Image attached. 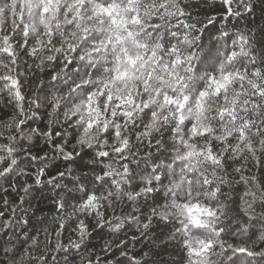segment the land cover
Masks as SVG:
<instances>
[{"label":"clouds","instance_id":"clouds-1","mask_svg":"<svg viewBox=\"0 0 264 264\" xmlns=\"http://www.w3.org/2000/svg\"><path fill=\"white\" fill-rule=\"evenodd\" d=\"M32 7L0 0V264H264V0H85L84 39Z\"/></svg>","mask_w":264,"mask_h":264},{"label":"snow or ice","instance_id":"snow-or-ice-1","mask_svg":"<svg viewBox=\"0 0 264 264\" xmlns=\"http://www.w3.org/2000/svg\"><path fill=\"white\" fill-rule=\"evenodd\" d=\"M62 2L63 0H21V6L23 7V5L25 4L28 5L29 15L32 14V11H33L32 6L33 5L36 6V11L38 13V21H39L40 26L43 28L45 35L52 36L54 28L61 29L63 27L64 29H69L73 25H75L77 27V34L80 36L81 39H84L87 36L88 31L91 30L88 24L82 23V21L85 18L81 16L80 14L84 7L85 0H71V5L67 6L65 9L60 8V5ZM54 9H55L56 14H54ZM61 14L64 17L63 25L61 24V21L59 19V16ZM118 15H119V9H118V5L116 4H111L108 6L97 4V6L93 9V17L101 21L104 16H109L113 19V22L115 23L116 17ZM87 19L91 20L92 17H89ZM24 27L27 28V25H25ZM4 39L7 40V37H5ZM102 46L106 47V45H102ZM228 80L229 78L225 76L224 81L227 82ZM224 86H225L224 83L218 84L219 88H223ZM253 87L255 88L254 100L253 101L246 100L244 101L245 104H248V103L258 104V101L255 100V97H264V88H258L255 85ZM235 103H238V101ZM235 103L233 106V113L235 112ZM232 119L234 123L236 117L233 116ZM237 131H238V135L241 137V139H243L245 136L246 129L244 127H241ZM228 135L231 136L232 133L229 132ZM209 151L211 153V149ZM188 155L191 156L192 153H188ZM207 158L210 161L216 160V162L219 163V160L216 159V157L212 154H209ZM253 195L255 194L253 193ZM184 209L192 222L198 221V217L192 215L193 210L199 211L198 205L192 204L191 206H189L188 204H185ZM245 210L247 209L245 208ZM204 211L207 213V210H204ZM210 247H212L211 242H208L205 244L204 250H207ZM199 254L200 253H196V255H199Z\"/></svg>","mask_w":264,"mask_h":264}]
</instances>
